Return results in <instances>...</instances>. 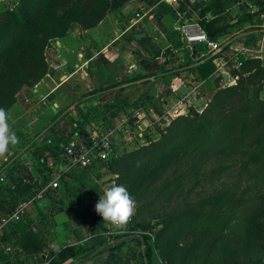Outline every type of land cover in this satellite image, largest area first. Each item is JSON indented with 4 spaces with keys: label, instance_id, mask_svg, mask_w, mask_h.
<instances>
[{
    "label": "rangeland",
    "instance_id": "obj_1",
    "mask_svg": "<svg viewBox=\"0 0 264 264\" xmlns=\"http://www.w3.org/2000/svg\"><path fill=\"white\" fill-rule=\"evenodd\" d=\"M2 1L4 5L0 6V13L15 6L19 0ZM203 1L197 0V8L190 9V20L202 26L204 22L214 21L216 27L237 23V27L232 28L236 29L247 25L250 5L257 0H206V14L202 13ZM181 2L185 1L164 0L151 7L144 0H130L107 13L91 28L84 29L75 23L64 36L49 40L44 53L47 66L43 76L34 85L25 86L17 101L7 110L9 124L19 143L10 147L6 161L0 159V178L4 177L2 183L9 185L25 170L30 173L27 176L29 179L44 175L46 170L40 161L41 153L65 142L76 123H84L80 130L90 132L95 127L104 132L114 127L117 118L120 120L124 115L133 118L141 113L135 127L125 126L116 140L117 153L121 155L142 147L150 140L159 139L160 131L177 117L175 110L179 102H184L181 110L184 109L185 114L192 109L200 113L217 92L231 86L228 76L224 78L218 74L203 82L195 79L194 71L199 60L181 42L180 26H176L183 19L179 12ZM139 12L140 17L137 16ZM160 23L167 28V32L161 29ZM170 31L173 32L168 35ZM139 33H146L148 40L143 42L136 37ZM150 46L153 50L147 49ZM145 48L147 51H143ZM131 55H153L151 59L154 60L160 56L158 61L167 60L162 71L166 75H159L158 82L147 78L123 86L125 79H131L133 74L127 72ZM56 63L59 65L57 69L54 68ZM240 73L244 77L240 74L232 85H236L241 76L244 82H250L248 72ZM166 85L168 93L164 90ZM242 92L220 107L221 114L244 103L245 94ZM162 96L168 97L167 103L163 102ZM146 97L154 99L155 110L148 105ZM133 99L137 101L131 102ZM111 100L118 104L121 101L126 106H111ZM263 130L264 122H260L242 140H237L240 137L238 133L232 134L229 142L236 143L234 147L222 154L203 155L200 164L193 170L194 153L161 166L147 192L134 198L135 215L123 229L103 222L95 211L104 187L117 184L118 175L109 166L90 173L85 179V186L82 183H66L62 176L56 178L59 183L56 190L52 192L50 187L48 196L39 204H33L24 219L40 222L33 229L39 236L42 234L43 242L39 247L43 246L44 250L38 248L35 252L24 253L18 245L17 236L12 234L18 224L12 223L4 230L3 236H13L6 239L0 237V264H18L21 255L24 264H54V253L65 244L78 243L73 228L77 229L81 238L83 256L93 254L101 243H108L115 237L139 233L151 237L152 264H170L169 257L174 264H210L212 261H222L220 264H262L264 259L259 260L264 257V157L262 162L250 163L241 149L244 142L255 141ZM70 138L80 142L83 135L71 134ZM141 163H146V160ZM50 165L58 171L65 168L53 159H50ZM256 170H260L258 180L251 178ZM181 175H184L182 184L169 194L175 186H165ZM222 194H228L227 198L212 206ZM245 202L248 205L239 206ZM252 203L259 205L256 215L250 210ZM185 213L194 214L197 218L188 226L169 230L157 242L165 221L172 222ZM247 216H251L250 222L252 220L258 226L260 235L257 241L246 235L242 225L239 226L238 221ZM206 217L213 224L198 226ZM99 223L103 229L99 228ZM234 223L235 227H232ZM96 236L98 245L93 244ZM162 245L167 252L163 251ZM142 251L138 241H128L120 251L114 252L113 260L115 264H140ZM105 254L104 261L113 257L109 252ZM110 260V264H114ZM74 261L71 259L66 264Z\"/></svg>",
    "mask_w": 264,
    "mask_h": 264
},
{
    "label": "trees",
    "instance_id": "obj_2",
    "mask_svg": "<svg viewBox=\"0 0 264 264\" xmlns=\"http://www.w3.org/2000/svg\"><path fill=\"white\" fill-rule=\"evenodd\" d=\"M128 1L130 0H19L15 6H10L0 13V107L7 111L17 101L18 94L25 86L34 85L43 76L47 66L44 53L51 38L64 36L75 23L80 24L84 29L91 28L101 21L107 13L119 9ZM144 1L151 7L164 2V0ZM263 2L264 0H257L253 5L259 6ZM197 4L190 5L181 2L179 6L180 15L183 18L191 17L190 9H196ZM217 5L221 6L219 3ZM206 6L207 3L201 7L203 14L208 12ZM249 12L246 18L247 21L252 20L256 14L251 12V8ZM139 14L141 13L139 12ZM236 24L231 23L228 26L216 27L214 21H209L204 22L203 27L210 39H217L220 35L232 30ZM159 25L164 32H167L165 26L161 23ZM172 32L170 31L168 35H171ZM142 40L148 39L142 38ZM181 42L183 43L182 40ZM160 67L163 71L164 64ZM215 71L216 65L212 58L204 62L198 61L194 71V75L197 76H195V79L207 81L213 77ZM241 71L248 72L247 78L250 79V82L243 81L244 76L240 73ZM232 72L233 75L239 76L242 74L243 76L239 77L240 80L236 85H231L227 89L217 92L200 113L192 109L189 114H182L174 118L168 126L160 131L161 136L159 139L150 140L149 142L145 140L147 143H144L142 147L121 155L117 153V156L110 159L105 160L93 156L86 167L76 164L69 170L60 169L58 171L50 165V159L59 162L60 165L64 164L65 146L73 142L70 138L71 134L83 135V139L80 141V143H83L91 141V133L94 130L100 131L95 127L90 132L80 130L79 128L84 123H76L75 129L65 142L59 147L41 153L40 161L46 170L44 175L25 181L27 176H30L29 171L25 170L22 176L16 177L9 185L0 182V217L12 213L18 203L36 196L54 179L61 176L66 183L73 185L82 183V186H85V179L90 173L109 166L112 172L118 175L117 185L125 186L133 198H138L147 192V187L151 184L152 178L161 166L171 162L175 163L181 160L183 156L194 153L196 160L192 163L194 164L193 170L197 164H200L203 155L227 152L228 149L236 145V143L229 142L232 139V134L238 133L240 137L237 140H242L256 129L258 123L264 122V100L261 99V95L264 93V66L261 60L243 58L242 65L239 68H234ZM145 76H149V74ZM140 77L143 76H136L133 79ZM250 85H252V89ZM241 91L245 94L244 103L236 109L221 114L220 107L228 103L232 97L237 96L238 92ZM145 100L151 108L154 106V103L151 104V98L146 97ZM113 109L111 108V110ZM118 119L116 124L122 118ZM242 146L241 153L246 156V160L250 163L262 162L261 160L264 157V130L255 141L244 142ZM248 153H250V156ZM143 160H146V163L142 164L141 161ZM259 172L260 170L254 171L251 178L258 180ZM183 177L184 175L178 176L165 186V188L171 185L175 186L169 194H173L175 189L182 184ZM56 188H52V192ZM50 192V188H48L43 198L48 196ZM227 195L222 194L220 199L213 201L212 206L223 202L222 200L226 199ZM39 203L36 202V204ZM255 204L249 205L254 215L259 212V205ZM246 205H248V202L239 204V206ZM25 218H27V213L21 220L13 222V224H18L12 234L17 236L19 247L24 253L35 252L38 248L44 250L43 246L39 247L40 243L42 245L43 242L42 234L39 236L33 229V226L39 225L40 222L31 219L25 221ZM196 218L197 216L194 214L185 213L172 220V222L165 221L163 229L158 234L159 240L157 242L161 240L162 235L168 234L169 230H174L178 226H188ZM250 218L251 216L244 217L238 223L239 226L242 225L241 228L246 229V235L252 236L257 241L260 235L258 226H255L252 220L250 222ZM212 222L211 219L206 217L198 226H211ZM225 224L229 225L227 222ZM98 226L101 229L104 228L100 223ZM232 227H235V223ZM74 233L78 243H75L76 245L65 244L60 251L54 253V264H66L71 259H75L72 264H80L105 252H109L110 256L113 257L111 260L108 258L103 264H110L109 260L115 264L113 260L114 252L120 251L128 241L132 240L138 241L143 247L140 264H152L153 244L150 242L151 237L147 234L130 233L115 237L108 243H101L93 254L83 256L84 250H82L81 238L77 234L76 228H73ZM12 234L10 236H13ZM5 235H2L4 239L10 238V236ZM93 244L98 245L97 236L93 239ZM162 249L167 252L163 245ZM21 257L22 255L19 256L18 264H24ZM263 259L264 257L259 261L261 262ZM168 261L170 264H174L170 257ZM220 263L223 262L212 261L210 264ZM6 264L10 263L7 262ZM262 264H264V260Z\"/></svg>",
    "mask_w": 264,
    "mask_h": 264
},
{
    "label": "built area",
    "instance_id": "obj_3",
    "mask_svg": "<svg viewBox=\"0 0 264 264\" xmlns=\"http://www.w3.org/2000/svg\"><path fill=\"white\" fill-rule=\"evenodd\" d=\"M183 1L191 5L195 4L197 0ZM250 8L251 12L256 14L246 26L232 29L220 35L217 39H210L205 28L199 22L192 21L188 17L183 18L180 23V31L185 46L191 50L192 54H194L193 47H195L197 52L194 56L199 62L212 58L216 65L214 75L218 74L224 78L228 76V79L231 80L228 82L230 85L237 82L238 75L234 76L232 71L234 68H239L242 65L243 58L259 59L264 66V2L259 6L251 4ZM137 16L140 17L141 15L137 13ZM58 67L57 63L54 64L55 69ZM183 103L181 101L177 104L175 110L176 116L185 114V110H181ZM138 114L133 116V118L122 117L118 124L104 132L94 130L91 133V141L83 143L73 141L66 145L63 154V166L65 168L62 170H69L76 164L86 167L91 162L93 156L105 160L117 156L116 140L125 126L130 125L131 127L133 126L132 128L135 127L137 121H139ZM0 179L2 182L4 177L2 176ZM29 180V178L25 179V181ZM58 186V181L54 179L36 196L18 203L12 213L0 217V237L9 225L21 220L33 204L43 199L48 188H56Z\"/></svg>",
    "mask_w": 264,
    "mask_h": 264
},
{
    "label": "clouds",
    "instance_id": "obj_4",
    "mask_svg": "<svg viewBox=\"0 0 264 264\" xmlns=\"http://www.w3.org/2000/svg\"><path fill=\"white\" fill-rule=\"evenodd\" d=\"M261 99L264 100V94ZM18 143L19 138L9 124L8 112L0 107V159L6 161L10 147ZM95 211L103 218V222L123 229L135 215L136 202L125 186L111 184L104 187Z\"/></svg>",
    "mask_w": 264,
    "mask_h": 264
},
{
    "label": "crops",
    "instance_id": "obj_5",
    "mask_svg": "<svg viewBox=\"0 0 264 264\" xmlns=\"http://www.w3.org/2000/svg\"><path fill=\"white\" fill-rule=\"evenodd\" d=\"M2 5H4V3H3L2 0H0V6H2ZM144 28L147 29L146 26ZM145 36H146V33H139L136 37H140L139 39L142 40V38H146ZM142 41L143 42H146L147 40H142ZM142 48L143 47H141V49ZM146 48L143 49V51L144 50L147 51V49L153 50V47H151V46L149 48H147V49ZM190 52H191V50H190ZM193 55H196V54H193ZM136 56H137V58H136ZM152 56L153 55H131V57L129 59V60H131V63L128 64L129 65V70H127V72L133 73V74L130 75L132 80L131 79H128V80L125 79V81L123 82V86L133 85V84L137 83L138 81H141V80H144V79H147V78L153 79V82H158L159 75H166L164 72H162L160 66H162L163 64H165V62L167 60L165 62L164 61H158V59L160 58V56H157L155 58V60H154V58L151 59ZM138 57H139V59H138ZM124 58L126 60H128L127 55H124ZM146 74H149V76H145ZM133 76H143V77L141 79L138 78V79H135L134 80L133 78H135V77H133ZM200 82H203V81H200ZM171 85L172 84H170V86ZM184 86H186V85L184 84ZM164 90H165V93H168V91H169L168 85L164 86ZM121 92H123V91H121ZM149 98H151V97H149ZM167 98L168 97H166V96H162V100H163L164 103H167L168 102V99ZM136 101H137V99H133V101H131V102H136ZM119 102H120V104H118L114 100L109 101V103L111 104V106H114V105H117V106L119 105L121 107L122 106H126L125 103L121 104V101H119ZM153 103H154V99L151 100V104L152 105H153ZM133 106H135V105H133ZM111 108L112 107H110V109ZM152 108L155 110L157 108V106L154 105ZM140 115H141V113H139V116L138 117H140ZM140 119H141V117H140ZM105 258H106V254L105 253H102V254L98 255L97 257L90 258L89 260H86L84 262H81L80 264H102L104 262Z\"/></svg>",
    "mask_w": 264,
    "mask_h": 264
},
{
    "label": "water",
    "instance_id": "obj_6",
    "mask_svg": "<svg viewBox=\"0 0 264 264\" xmlns=\"http://www.w3.org/2000/svg\"><path fill=\"white\" fill-rule=\"evenodd\" d=\"M206 0L203 1V4L205 3ZM177 27L180 26V21L177 23L176 25ZM197 50L195 49V47H193V53L196 54Z\"/></svg>",
    "mask_w": 264,
    "mask_h": 264
}]
</instances>
